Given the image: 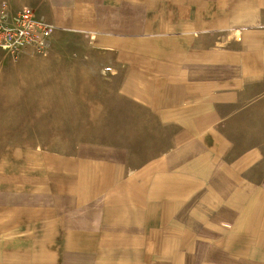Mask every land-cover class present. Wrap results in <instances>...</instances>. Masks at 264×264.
<instances>
[{
    "label": "rangeland",
    "instance_id": "374dc122",
    "mask_svg": "<svg viewBox=\"0 0 264 264\" xmlns=\"http://www.w3.org/2000/svg\"><path fill=\"white\" fill-rule=\"evenodd\" d=\"M24 12L51 33L42 50L0 47V264H65L80 237L64 217L113 162L158 173L191 253L205 240L263 262L245 216L264 206V0H0L3 22ZM216 169L244 205L217 194Z\"/></svg>",
    "mask_w": 264,
    "mask_h": 264
},
{
    "label": "crops",
    "instance_id": "0c3cea01",
    "mask_svg": "<svg viewBox=\"0 0 264 264\" xmlns=\"http://www.w3.org/2000/svg\"><path fill=\"white\" fill-rule=\"evenodd\" d=\"M190 148L189 145L182 150L189 151ZM110 165L106 182L102 185L104 193L91 201H81L76 194L77 208L72 207L64 217L65 233L80 237L79 242L69 243L65 252L69 259L65 264H190L191 259H204L205 263L216 260L218 264H264V261L251 263L246 259L226 257L219 250L214 252L215 246L205 240H199L191 253L190 228L174 225L172 220L177 213L174 202L167 200L168 194H158V173H154L152 177L155 178L145 184L142 183L144 170L141 167L126 176L125 170V173L121 172L122 168L117 170L120 164L113 162ZM216 171L215 188L221 185L218 183L221 171ZM220 190L218 192L216 188L222 198L234 197L229 202L245 204L244 192L236 189L234 183L228 196L223 197ZM73 196L70 195L69 199ZM254 206L246 204L247 221L255 213L257 215L254 224L248 221L250 242L264 240V206L260 204L256 210ZM237 212L231 211L230 206L225 207L219 219L229 218L231 222L238 217ZM241 220L244 219L241 217ZM204 233L207 237L214 235L207 228Z\"/></svg>",
    "mask_w": 264,
    "mask_h": 264
},
{
    "label": "built area",
    "instance_id": "2783aa9c",
    "mask_svg": "<svg viewBox=\"0 0 264 264\" xmlns=\"http://www.w3.org/2000/svg\"><path fill=\"white\" fill-rule=\"evenodd\" d=\"M50 26L36 20L34 14L24 12L15 21L5 23L0 20V47L7 51H18L28 44L42 50L48 44Z\"/></svg>",
    "mask_w": 264,
    "mask_h": 264
},
{
    "label": "bare ground",
    "instance_id": "6f19581e",
    "mask_svg": "<svg viewBox=\"0 0 264 264\" xmlns=\"http://www.w3.org/2000/svg\"><path fill=\"white\" fill-rule=\"evenodd\" d=\"M244 12H245V10H244ZM239 15H240V13H239ZM237 17H239V16H237ZM243 17V16H242ZM243 20H244V18H243ZM246 20H248V19H246ZM246 20H245V22H246ZM251 21V20H250ZM256 23V22H255ZM234 26H236V25H234ZM239 28V27H238ZM241 28V27H240ZM236 29V28H235ZM233 31V30H232ZM241 31V30H240ZM240 31L239 30H237L236 31V34H237V36H240L241 37V35H240ZM234 34V33H233ZM239 37V38H240ZM241 39V38H240ZM257 46V45H256ZM260 47V46H259ZM222 50V49H221Z\"/></svg>",
    "mask_w": 264,
    "mask_h": 264
}]
</instances>
